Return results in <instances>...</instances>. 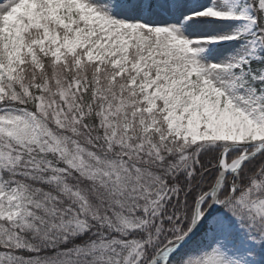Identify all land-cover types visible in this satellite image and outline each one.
<instances>
[{
    "label": "snow or ice",
    "instance_id": "1",
    "mask_svg": "<svg viewBox=\"0 0 264 264\" xmlns=\"http://www.w3.org/2000/svg\"><path fill=\"white\" fill-rule=\"evenodd\" d=\"M0 264H264V0H0Z\"/></svg>",
    "mask_w": 264,
    "mask_h": 264
}]
</instances>
